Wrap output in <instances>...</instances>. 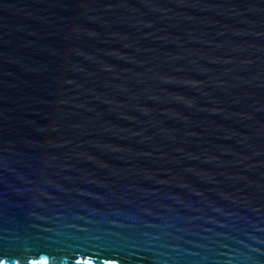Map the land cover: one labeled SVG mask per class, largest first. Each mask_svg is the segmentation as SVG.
<instances>
[{
  "label": "water",
  "instance_id": "1",
  "mask_svg": "<svg viewBox=\"0 0 264 264\" xmlns=\"http://www.w3.org/2000/svg\"><path fill=\"white\" fill-rule=\"evenodd\" d=\"M0 264H264V0H0Z\"/></svg>",
  "mask_w": 264,
  "mask_h": 264
}]
</instances>
